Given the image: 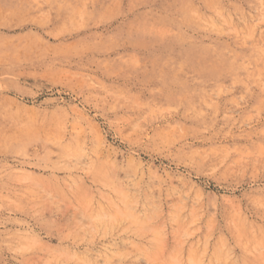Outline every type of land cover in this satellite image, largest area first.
Segmentation results:
<instances>
[{"label": "rangeland", "instance_id": "obj_1", "mask_svg": "<svg viewBox=\"0 0 264 264\" xmlns=\"http://www.w3.org/2000/svg\"><path fill=\"white\" fill-rule=\"evenodd\" d=\"M0 264H264V0H0Z\"/></svg>", "mask_w": 264, "mask_h": 264}, {"label": "bare ground", "instance_id": "obj_2", "mask_svg": "<svg viewBox=\"0 0 264 264\" xmlns=\"http://www.w3.org/2000/svg\"><path fill=\"white\" fill-rule=\"evenodd\" d=\"M249 19V18H248ZM258 32V31H257ZM93 218V217H92Z\"/></svg>", "mask_w": 264, "mask_h": 264}]
</instances>
